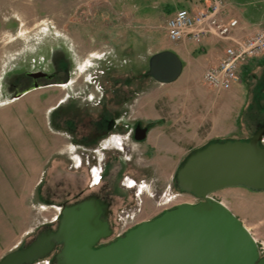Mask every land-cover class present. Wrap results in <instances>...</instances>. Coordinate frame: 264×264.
<instances>
[{"label": "rangeland", "instance_id": "1", "mask_svg": "<svg viewBox=\"0 0 264 264\" xmlns=\"http://www.w3.org/2000/svg\"><path fill=\"white\" fill-rule=\"evenodd\" d=\"M89 1H93L96 15L82 11L84 6L91 9ZM252 1L236 0L234 5L247 31L264 22L255 21L259 5ZM176 2L79 0L81 8L76 16L65 10L63 15L59 10H43L42 0H0V259L10 251L11 239L20 238V246L26 245L44 225L55 228L62 201L84 198L103 182L117 179L111 191L110 239L121 227L124 210L141 208L126 224L132 227L181 202H197L176 183L182 161L211 140L247 139L252 134L249 127L264 117V65L250 77L241 67L239 97L234 94L238 89L216 90L203 83L205 53L201 55L197 49L187 56L186 64L176 52L183 68L186 65L176 81L162 83L147 74L153 54L178 48L165 28L170 14L183 6ZM104 4L110 6V13L102 14ZM13 22L16 26L11 28ZM107 25L111 40L102 46L99 27ZM61 38L77 63L72 83L75 91L82 89L81 82L86 85L91 79L89 85L94 86L97 101L104 92L114 96L120 86L128 92V109L145 123L154 121L143 142L130 140L124 148L113 140L108 149H100L98 163L91 169L89 149L73 142L63 147L64 136L47 128L43 94L58 93V87L33 89L20 97L12 90L11 84L24 72L42 69L40 61L48 58ZM103 70L109 74L104 83ZM105 150L111 156L104 169ZM215 193L249 228L263 246L264 255V191L233 186ZM54 254L34 264H51Z\"/></svg>", "mask_w": 264, "mask_h": 264}, {"label": "water", "instance_id": "2", "mask_svg": "<svg viewBox=\"0 0 264 264\" xmlns=\"http://www.w3.org/2000/svg\"><path fill=\"white\" fill-rule=\"evenodd\" d=\"M182 72L183 62L173 50L150 57L147 74L159 82H173ZM175 178L197 202H181L110 239L109 205L88 196L64 204L55 228L8 251L0 264H34L54 251L51 264H264L249 228L211 196L233 186L264 191V121L247 139H216L194 149Z\"/></svg>", "mask_w": 264, "mask_h": 264}, {"label": "flooded vegetation", "instance_id": "3", "mask_svg": "<svg viewBox=\"0 0 264 264\" xmlns=\"http://www.w3.org/2000/svg\"><path fill=\"white\" fill-rule=\"evenodd\" d=\"M42 1L43 10L45 9L46 11L48 9H50L49 11H53L54 9V11L59 10L61 12L65 10L67 13H74V15L78 16L81 8L78 4L79 0H61L60 2L53 0ZM92 3L93 1H89L91 9L94 10L93 12L91 9L85 8V6L82 11L85 13L89 12V14L94 13V15H96V8ZM100 10L102 11V14L110 13V6L108 4L107 6L104 4V8ZM63 14L64 12L61 13V15ZM100 14L101 13L99 12V15ZM15 26L16 22H13L11 24V28H14ZM109 27L110 25H107L102 29L99 27V33L103 32L101 36L102 40H99V42H103L104 45L102 46H105L107 41L110 43L111 33ZM64 43L65 41L61 38L60 44H57L55 47L50 49L48 58H44L43 61H40L42 69L24 72V74L18 77V81L16 83L11 84L12 90L14 91L15 96L20 97L33 89L58 87V93L49 94L45 92L43 94V103L46 104L44 118L46 120L47 128L50 127L53 133L64 136V140L61 143L63 147H68L67 142H71V145L73 142L76 146L82 145L84 148L89 149L88 161L90 163L89 168L91 169L98 163V153L100 149H108V145H111L113 140L120 143V145L124 148L131 143L130 140L143 142L146 140L151 128H153L154 121H147L145 123L142 118L134 115L135 112L133 110L128 109V92L125 88L120 86L116 87V89H118V93L114 96L112 95V97H109V94L104 92L98 96L97 101L94 100V86L89 85L93 83V80L91 79L88 80L86 85L81 82V86H83L82 89L75 91L72 83L73 75L76 73L75 68H77V63L74 58V52H72L71 49L69 51ZM83 45L84 49L86 48L83 50L86 51L89 46H85L86 42ZM102 46H100V48ZM85 53L88 52L86 51ZM105 72V70L102 71V74H105L102 77L103 80H101L103 83L107 80V78L109 79L107 76L109 75L108 72ZM95 77L96 74L93 75V79L97 82ZM36 84L39 86L35 87ZM100 86L102 88V83H100ZM62 89L63 91L66 90V92H60ZM24 91L27 92L23 93ZM88 97L91 99L90 101L81 102ZM53 100L54 102H52ZM91 101L94 102L91 103ZM112 101H114V107H111ZM103 153L107 154L104 158L105 161L103 162L105 169V167L109 164L108 160H110L111 152L105 150ZM62 158L64 159V156L61 157V159ZM66 159L68 160V158ZM113 182H103L100 188L86 196H95L99 198L101 202L109 205L110 224V215L113 212L114 204V197H112L111 194ZM119 182H121V177L119 178ZM193 196L196 197L195 195ZM43 197H45L47 201L49 200L48 195L44 194ZM81 199L83 198H76L71 201L64 200L60 204H72ZM48 227L51 226L44 225L38 230L41 231L47 229ZM23 246L25 245L20 247Z\"/></svg>", "mask_w": 264, "mask_h": 264}, {"label": "built area", "instance_id": "4", "mask_svg": "<svg viewBox=\"0 0 264 264\" xmlns=\"http://www.w3.org/2000/svg\"><path fill=\"white\" fill-rule=\"evenodd\" d=\"M165 28L169 40L175 44H200L207 38H214L224 45L220 59L203 72V83L212 89L232 88L239 82L240 68L251 59L264 56V22L247 31L240 19L231 13L226 0H194L188 6L174 10L167 18ZM140 210L139 207L122 211L121 227L115 238L131 228L126 224ZM259 247L262 253L263 246L259 244Z\"/></svg>", "mask_w": 264, "mask_h": 264}, {"label": "crops", "instance_id": "5", "mask_svg": "<svg viewBox=\"0 0 264 264\" xmlns=\"http://www.w3.org/2000/svg\"><path fill=\"white\" fill-rule=\"evenodd\" d=\"M192 1H194V0H177L176 4L178 3V4L183 5V6H188ZM226 2H227V5H228L229 9L231 10V13H233L234 16L238 17L236 15L235 8H234V5L236 4V0H226ZM252 2L257 3L259 5L256 8V11L259 13V15H258V17H256L255 21L263 20L264 19V0H254ZM217 41L218 40H216L214 38H207L200 44L199 43H194V42H189V43H187L185 45L176 44L178 48L177 49H173V51L177 52L181 56L182 60L186 64V60H187L186 58H188L187 56L190 55L193 50L197 49V50L200 51L199 54L202 55V53H205L204 57L202 56V60L208 67L211 64L216 63L220 59L222 54H223L224 45L221 42H219V41L217 43ZM263 65H264V56L253 58L246 65L242 66L243 67L242 68V73H244L246 77H250L253 74H255L257 71H260V69L263 67ZM185 68H186V65H184L183 69H185ZM183 73H184V70H183L182 74ZM180 76H179V78H180ZM202 76H203V74H202ZM239 86H240V83L237 82L231 88V89H238L237 90L238 92L234 93L238 97H239V91H240ZM263 121H264V117L257 118L256 121L254 122L255 125L249 127L248 131L250 133L253 132L255 130V128L257 127V125L260 124ZM214 194H215V196L217 195L216 193H214ZM21 243H22V240H20V238L17 239L16 241H14V242H13V239H11V249L10 250H12L14 248H17L18 246H20ZM36 263H39V262H36Z\"/></svg>", "mask_w": 264, "mask_h": 264}, {"label": "trees", "instance_id": "6", "mask_svg": "<svg viewBox=\"0 0 264 264\" xmlns=\"http://www.w3.org/2000/svg\"><path fill=\"white\" fill-rule=\"evenodd\" d=\"M212 141V140H211ZM210 142V141H209ZM180 189V188H179Z\"/></svg>", "mask_w": 264, "mask_h": 264}]
</instances>
